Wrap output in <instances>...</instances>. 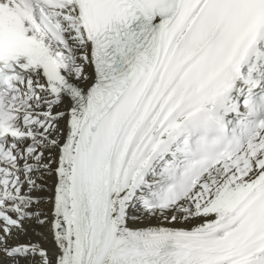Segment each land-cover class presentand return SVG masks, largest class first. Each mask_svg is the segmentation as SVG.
I'll return each mask as SVG.
<instances>
[{"label":"snow or ice","instance_id":"1","mask_svg":"<svg viewBox=\"0 0 264 264\" xmlns=\"http://www.w3.org/2000/svg\"><path fill=\"white\" fill-rule=\"evenodd\" d=\"M0 264H264V0H0Z\"/></svg>","mask_w":264,"mask_h":264}]
</instances>
